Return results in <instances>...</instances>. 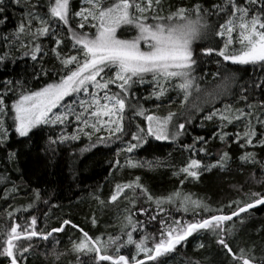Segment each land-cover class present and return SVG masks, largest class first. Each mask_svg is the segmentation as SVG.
<instances>
[{
	"label": "snow or ice",
	"instance_id": "snow-or-ice-1",
	"mask_svg": "<svg viewBox=\"0 0 264 264\" xmlns=\"http://www.w3.org/2000/svg\"><path fill=\"white\" fill-rule=\"evenodd\" d=\"M11 2L19 5L21 0ZM24 4L26 11L21 22L14 32L3 37L4 41L18 44L26 49L25 55L37 61L47 54L37 41L46 37L52 45L50 52L60 67L46 69L41 66L39 73L34 71L33 77L37 81L49 76L50 72L57 76L39 87L30 88L27 81L3 82L4 87L0 89V147L8 143L13 132L31 140L45 128L50 131L60 129L59 135L47 137L49 146L75 142L82 135L91 140L94 133L102 130L109 135L98 137L100 143L130 136L135 143L129 141L127 147L121 149L129 153L147 143V137L175 141L187 132L193 112L189 110L179 123L178 113L171 110L163 116L149 113L139 103L137 88L150 85L152 92L146 99L154 97L157 101H162L169 91H176L183 96V106L193 91H201L199 81L203 77L196 75L201 57L213 55L222 58L217 63L230 61L235 65H251L264 73V0H214L208 6L196 0L187 5L183 0L180 3L173 0H82L78 8H74L72 0H48L47 4L43 0H24ZM5 11V0H0V14ZM213 17L217 18L215 23ZM6 20V16L0 15V24ZM211 36L221 38L223 46H198L197 42ZM234 44H239V50L231 49ZM5 59L6 56H0V61ZM235 79L233 75H226L215 95L230 94ZM252 87L260 90L259 101L254 97L250 100L247 87H244L239 98L245 102V107L225 104L222 109L209 111L203 120L219 121V130L214 136L221 142L232 139L242 149L251 147L264 151V80L254 82ZM10 93L15 98L8 103ZM193 108L201 110L198 105ZM136 117L144 118L146 128L136 124V131L126 129L125 122L131 126ZM237 124L243 126L242 132L225 130ZM69 126L71 132L67 131ZM206 143L205 137L196 136L184 147L198 155L206 153L207 149L197 145ZM15 156V152H9V159ZM257 156L256 151H244L239 159L243 164L259 166L261 177L257 182L264 184V159ZM230 159L228 152H223L215 163L210 164L189 158L179 169V174L185 179L198 180L202 172L225 168ZM128 163L138 166L131 160ZM116 164L119 165L118 160ZM148 166L152 163L148 162ZM126 190L131 191V198L126 195ZM137 193L155 204V214L151 208L140 207L136 212L126 208L125 212L129 214L124 216L121 235H110L106 240L100 236L92 237L69 219L44 231L37 227V217L33 215L23 225L14 221L10 229L0 233L3 237L0 239V258L7 264H29L28 254L36 239L47 241L54 233H61L71 226L82 234L79 240L72 242V251L79 264H160L178 245L201 231L215 234L216 244L231 264H264V246L260 248V255L256 254L255 245L239 248L237 252L227 239L234 231L233 227H228V222L236 218L243 224L241 214L264 206V193L252 192L247 201H233L228 207L235 204L236 208L228 214L220 209L217 210L220 214L205 217L200 211L211 212V209L203 201L179 191L166 197H154L142 185L140 177H136L134 181L117 183L107 203H114L124 196L135 208ZM165 205H178L177 211L186 214L191 210L193 218L177 219ZM12 215V212L8 213L9 217ZM138 215L146 216L147 220H134ZM154 221L160 225L158 239L146 233L139 240L134 239V232L143 233L146 225ZM149 240H152L151 246ZM128 246H133L135 252L121 254V249ZM198 247L205 248V245L201 243ZM53 254L59 258L55 249Z\"/></svg>",
	"mask_w": 264,
	"mask_h": 264
},
{
	"label": "trees",
	"instance_id": "trees-1",
	"mask_svg": "<svg viewBox=\"0 0 264 264\" xmlns=\"http://www.w3.org/2000/svg\"><path fill=\"white\" fill-rule=\"evenodd\" d=\"M35 2V0H32ZM47 4L48 0H43ZM180 3L181 0H173ZM194 0H183L184 4H190ZM205 6L213 3L214 0H196ZM74 8H78L82 0H72ZM6 11L3 14L7 17L6 23L0 24V56H6L0 61V89L4 87V81L28 82V87L35 88L42 86L46 81L56 79V73L50 72L49 76L42 77L39 81L33 77V72L39 73L41 66L46 69H59V63L53 58L50 52L51 43L48 38L41 37V43L46 55L33 61L30 55H25L26 49L18 44H9L3 37L16 30L26 11L24 0L19 5L5 0ZM216 17L212 20L215 23ZM223 22V21H221ZM25 43H28L26 40ZM202 44L223 46V40L211 36ZM29 46V51H30ZM239 44H234L231 49L239 50ZM202 63L197 68L196 75L203 77L199 81L200 92L193 91L188 102L181 105L182 94L176 91H169L162 101L149 97L152 92L150 85L145 84L136 90L139 103L149 113L166 115L169 110L178 113L177 123L183 122L184 116L189 110L193 112L192 123L187 125V132L177 140L157 141L154 137H147V143L134 149L131 153L121 151L125 149L131 137L124 135L121 139L112 138L104 143L98 141V137H108V132L94 133L91 140L81 136L80 140L67 142L59 145L49 146L47 137L59 135L60 129H43L31 140L20 138L14 132L10 135L8 143L0 147V233L10 229L12 223L24 224L30 216L37 217V227L47 231L58 227L63 219H69L78 225L90 236H100L107 239L108 236L121 235L124 216L128 215L125 209L136 212L140 207L151 208L155 214L156 207L152 202H147L143 196L137 193L135 208L124 196L114 203H107L117 183H127L140 177V182L154 197H166L169 194L179 191L190 195L192 199H199L209 206L211 212L200 211V215L207 217L210 214H220L217 210L222 209L228 214L236 208L233 201H247L252 192L264 193V184L257 181L261 177L259 166L243 164L239 157L244 151H256L258 159H264V151L251 147L242 149L232 139L221 142L214 136L219 129V121H205L203 117L212 109H222L225 104H235L236 107H245V102L240 100L241 89L247 87V95L250 100L261 99L259 89H253L254 82L264 80V73L258 67L251 65H235L230 61L217 63L222 58L213 55L212 57H201ZM219 73V75H214ZM226 75L235 76L231 85V93L217 97L215 94L220 91L218 86L223 84ZM115 90V89H113ZM211 94V95H210ZM9 94L7 102L14 99ZM170 101H174L170 103ZM161 107L157 109L156 105ZM198 105L200 111L193 108ZM247 110V109H246ZM255 123V121H253ZM140 124L146 128V121L143 117H136L132 125L125 122L126 129L136 131L135 125ZM259 127V126H257ZM226 131L234 133L243 131V126L230 125ZM68 132L72 131L69 126ZM203 136L207 143L197 145L207 149L206 153L195 155L189 152L184 146L193 141V137ZM135 143V141H131ZM9 152H15L16 156L9 159ZM223 152H228L231 159L225 168H213L211 171L201 173L198 180L187 178L179 174V169L184 166L189 158L202 159L204 163H215ZM119 161V165L116 161ZM131 160L138 166H130ZM148 162L152 166H148ZM143 165V166H139ZM183 180V183H181ZM126 195L131 198L132 193L126 190ZM99 198V199H97ZM105 201V203H100ZM32 205L29 208V205ZM178 205H165L171 215L182 221L193 218L191 210L186 214L177 211ZM12 212L11 217L8 213ZM163 216V214H162ZM244 223L233 219L228 222V227L234 231L227 236L234 251L239 248H249L255 245L257 255H260V248L264 246V206H259L248 213L241 214ZM95 218V223H93ZM197 219L199 216L196 217ZM135 219L146 221V216H135ZM155 236L160 234V225L154 221L148 223L144 232H134V239L139 240L142 234ZM82 234L78 229L67 226L65 231L54 233L49 240L36 239L32 251L28 254L29 264H79L77 255L72 251V242L81 238ZM3 237L0 236V239ZM126 239V237H125ZM216 236L211 232L201 231L189 237L176 250L164 257L160 264H231L230 259L224 255L223 250L216 244ZM203 243L205 248L198 246ZM152 240H149V246ZM53 249L59 253V258L53 254ZM134 253L133 246L121 249V254ZM114 254V250H113ZM0 264H7L0 258ZM110 264V262H104Z\"/></svg>",
	"mask_w": 264,
	"mask_h": 264
},
{
	"label": "rangeland",
	"instance_id": "rangeland-1",
	"mask_svg": "<svg viewBox=\"0 0 264 264\" xmlns=\"http://www.w3.org/2000/svg\"><path fill=\"white\" fill-rule=\"evenodd\" d=\"M232 46H233V45H232ZM100 132H102V133H103V132H107V131H104V130H102V131H100Z\"/></svg>",
	"mask_w": 264,
	"mask_h": 264
},
{
	"label": "water",
	"instance_id": "water-1",
	"mask_svg": "<svg viewBox=\"0 0 264 264\" xmlns=\"http://www.w3.org/2000/svg\"><path fill=\"white\" fill-rule=\"evenodd\" d=\"M257 207H259V206H257ZM257 207H256V208H257ZM254 209H255V208H254ZM251 210H253V209H250L249 211H251ZM233 219H235V218H233Z\"/></svg>",
	"mask_w": 264,
	"mask_h": 264
},
{
	"label": "bare ground",
	"instance_id": "bare-ground-1",
	"mask_svg": "<svg viewBox=\"0 0 264 264\" xmlns=\"http://www.w3.org/2000/svg\"><path fill=\"white\" fill-rule=\"evenodd\" d=\"M236 219V218H235Z\"/></svg>",
	"mask_w": 264,
	"mask_h": 264
}]
</instances>
